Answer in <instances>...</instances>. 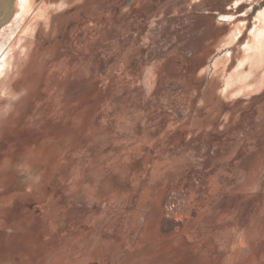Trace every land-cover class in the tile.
I'll return each mask as SVG.
<instances>
[{
    "label": "rangeland",
    "instance_id": "obj_1",
    "mask_svg": "<svg viewBox=\"0 0 264 264\" xmlns=\"http://www.w3.org/2000/svg\"><path fill=\"white\" fill-rule=\"evenodd\" d=\"M31 3L0 27V264H264V0Z\"/></svg>",
    "mask_w": 264,
    "mask_h": 264
},
{
    "label": "bare ground",
    "instance_id": "obj_2",
    "mask_svg": "<svg viewBox=\"0 0 264 264\" xmlns=\"http://www.w3.org/2000/svg\"><path fill=\"white\" fill-rule=\"evenodd\" d=\"M4 1L5 0H0V27L3 23L9 22L11 19H13L15 21V29L17 31L18 29H20L22 23L30 13V9L32 7L31 0H18L19 13L17 15L16 13L15 14L13 13L12 5L7 7L5 10L2 9ZM258 11H259L258 16L260 17L259 19L261 21V25L255 28L253 35L255 41L254 44L251 45V47L249 48L250 51L249 54H252L251 55L252 57H250V59L253 58L256 62L263 63L264 62V8ZM13 46H14V42L13 40H11L9 35H7V37H5L4 40L0 43V74L6 68H8L7 66L10 64V58L13 51L12 50ZM225 54H230V52L228 50H225ZM220 60H222V58ZM216 61L219 60L216 59Z\"/></svg>",
    "mask_w": 264,
    "mask_h": 264
},
{
    "label": "water",
    "instance_id": "obj_3",
    "mask_svg": "<svg viewBox=\"0 0 264 264\" xmlns=\"http://www.w3.org/2000/svg\"><path fill=\"white\" fill-rule=\"evenodd\" d=\"M12 1L13 0H5L2 9L5 10L7 7H9L10 5H12Z\"/></svg>",
    "mask_w": 264,
    "mask_h": 264
},
{
    "label": "crops",
    "instance_id": "obj_4",
    "mask_svg": "<svg viewBox=\"0 0 264 264\" xmlns=\"http://www.w3.org/2000/svg\"><path fill=\"white\" fill-rule=\"evenodd\" d=\"M247 2V1H246ZM248 3V2H247Z\"/></svg>",
    "mask_w": 264,
    "mask_h": 264
}]
</instances>
